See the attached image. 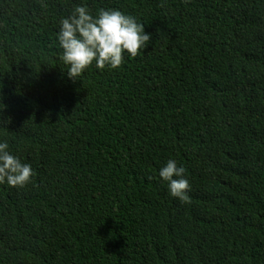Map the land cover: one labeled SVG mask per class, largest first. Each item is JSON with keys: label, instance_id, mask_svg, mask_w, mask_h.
I'll return each instance as SVG.
<instances>
[{"label": "trees", "instance_id": "obj_1", "mask_svg": "<svg viewBox=\"0 0 264 264\" xmlns=\"http://www.w3.org/2000/svg\"><path fill=\"white\" fill-rule=\"evenodd\" d=\"M77 5L149 43L69 79ZM0 140L34 171L0 185V264H264V0H0Z\"/></svg>", "mask_w": 264, "mask_h": 264}, {"label": "clouds", "instance_id": "obj_2", "mask_svg": "<svg viewBox=\"0 0 264 264\" xmlns=\"http://www.w3.org/2000/svg\"><path fill=\"white\" fill-rule=\"evenodd\" d=\"M56 41L62 50L60 60L67 66L71 80L95 62L98 69H117L127 57H136L150 41L144 25L118 9L100 8L93 15L84 5L59 21ZM186 169L169 159L159 169V177L167 183L169 194L188 202L190 184ZM34 171L30 164L9 151V143L0 140V185L24 187L31 183Z\"/></svg>", "mask_w": 264, "mask_h": 264}]
</instances>
